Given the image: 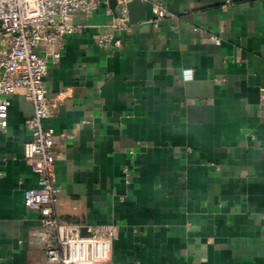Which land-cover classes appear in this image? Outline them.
<instances>
[{"label":"crops","instance_id":"obj_1","mask_svg":"<svg viewBox=\"0 0 264 264\" xmlns=\"http://www.w3.org/2000/svg\"><path fill=\"white\" fill-rule=\"evenodd\" d=\"M106 8L74 16L83 31L46 76L59 220L119 225L110 264H264V0H135L117 49L98 44ZM8 99L0 264H51L25 204L33 104Z\"/></svg>","mask_w":264,"mask_h":264},{"label":"built area","instance_id":"obj_2","mask_svg":"<svg viewBox=\"0 0 264 264\" xmlns=\"http://www.w3.org/2000/svg\"><path fill=\"white\" fill-rule=\"evenodd\" d=\"M115 1L112 8L109 0H0V128L6 131L8 127V97L24 95L33 104V113L25 121L31 139L25 144L24 155L38 175V187L25 190V204L40 222L30 239L33 245L43 247L51 264H110L120 235V227L114 223L80 226L59 220L61 188L51 173L57 146L65 135L44 124L53 112L46 82L49 64L62 57L66 36L84 28L74 22V16L91 15L102 2L107 4L106 13L112 18L100 34L101 48L122 47L124 34L132 31V0ZM169 15L163 4H153L151 22L155 26ZM210 41L219 39L212 36Z\"/></svg>","mask_w":264,"mask_h":264},{"label":"water","instance_id":"obj_3","mask_svg":"<svg viewBox=\"0 0 264 264\" xmlns=\"http://www.w3.org/2000/svg\"><path fill=\"white\" fill-rule=\"evenodd\" d=\"M134 2H135V0L131 1L129 3V7H131ZM109 3H110V5H111L112 8H114L116 6V1L115 0H109Z\"/></svg>","mask_w":264,"mask_h":264}]
</instances>
